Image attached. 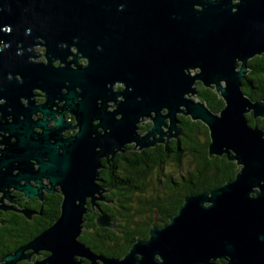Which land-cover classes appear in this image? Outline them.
Here are the masks:
<instances>
[{
	"label": "water",
	"instance_id": "obj_1",
	"mask_svg": "<svg viewBox=\"0 0 264 264\" xmlns=\"http://www.w3.org/2000/svg\"><path fill=\"white\" fill-rule=\"evenodd\" d=\"M36 46L44 47L43 62L35 61ZM263 54L264 0H0V131L8 135L0 193L32 199L46 189L62 196L53 224L0 264H264V130L246 119H263L264 101L250 99L242 83L247 62ZM117 83L123 89L113 92ZM196 83L223 101L218 113L197 100ZM76 88L82 92L74 106ZM32 89L45 94L43 105H33ZM117 97L116 111L106 113V102ZM56 100H66L76 116L72 138H62L67 124L63 108L52 110ZM178 116L207 128L208 156L234 162V179L185 196L167 223L151 226L122 258L94 254L79 237L86 199L104 202L99 159L126 144L137 151L166 145L181 134ZM144 118L151 126L141 137ZM95 223L111 228L116 220L98 209Z\"/></svg>",
	"mask_w": 264,
	"mask_h": 264
},
{
	"label": "trees",
	"instance_id": "obj_2",
	"mask_svg": "<svg viewBox=\"0 0 264 264\" xmlns=\"http://www.w3.org/2000/svg\"><path fill=\"white\" fill-rule=\"evenodd\" d=\"M247 68L248 73L242 80L244 93L253 101H264V54L250 59ZM197 100L203 102L214 113H218L223 107V101L217 94L202 85L198 86ZM178 119L181 134L176 139L170 140L166 146H157L151 150L159 157L163 154L157 161L160 172L163 170V165L181 167L184 157L191 160V170L184 175L181 174L177 179L170 173L156 175V184L162 190L152 196L147 203L142 196H135L136 200L133 201L136 189L132 185L135 183L133 178H137L135 169L128 168L116 177L102 176V181L105 183L103 187L107 188L109 193L103 194L102 198L113 200L116 206L101 204L100 209L107 216L113 217L116 223L111 228H99L95 223L96 212L92 211L84 215L86 221L79 240L94 254L108 258L123 257L138 237L148 236L152 222L145 221L146 212L148 214V211L155 209L159 212L158 218L166 223L176 214L185 196L218 188L226 181L234 179L239 169L234 162H230L224 155L212 158L208 156L207 128L189 117L178 116ZM246 119L251 126L257 125L264 130V118L254 120L251 115H246ZM128 182L131 185L129 187L125 186ZM134 204L137 209L133 207ZM58 215L59 210H54L49 213L50 220L47 223L33 226L26 225L24 217L9 219L8 225L0 227V258L27 244L51 226ZM46 255L41 253L39 258ZM20 264L29 263L23 261Z\"/></svg>",
	"mask_w": 264,
	"mask_h": 264
},
{
	"label": "flooded vegetation",
	"instance_id": "obj_3",
	"mask_svg": "<svg viewBox=\"0 0 264 264\" xmlns=\"http://www.w3.org/2000/svg\"><path fill=\"white\" fill-rule=\"evenodd\" d=\"M36 58H38V57H36V54H35V59ZM68 60H71V58H69ZM35 61L43 62L44 60L38 59ZM86 63H87V61L85 59H81L78 61V64L81 67H84L86 65ZM55 65L57 66L58 63H55ZM73 67L74 66L72 65V68ZM121 89H123V85L118 84V83L114 84L111 87V90L113 92H117ZM61 92L63 94H67V89L64 88V89H62ZM81 92L82 91L79 88L75 89V93L77 95L80 94ZM31 94H32L31 101L33 102L34 106H40V105H43L45 103V101H46L45 94H43L39 89H32ZM121 100H122L121 97H117L115 101L114 100H108L106 102V108L104 111L106 113L115 112L117 109V103H118V101H121ZM79 101H81V97L78 95L77 99L71 100L70 103L75 106L77 104V102H79ZM19 102L22 106L27 105V101L23 97H21L19 99ZM66 102H67L66 100H61V101L56 100V101H54V105L52 106V110L55 112H60V110L62 108L64 109L63 120L67 124V126L64 128V130L62 132V138L63 139H68V138L74 137V135L79 130L76 116L73 113L72 108ZM95 103L97 105V108H99L101 106V99H97L95 101ZM2 104H4V101L0 100V105H2ZM7 111H10V108H8ZM39 117H41L40 113L32 115L33 120H36ZM55 118H58L57 114H55ZM118 118H119V116L115 117V119H118ZM0 119H1V112H0ZM6 119H7V122L12 121L10 116H7ZM99 123H100L99 120H92L91 125L95 126ZM48 126L50 128H52L54 126L53 121L50 122L48 124ZM150 126H151V122L148 118L142 119L140 121V123L137 125V133L141 137H143L148 132ZM35 132H39V130L35 129ZM96 133L103 134L104 131L101 129V127H98L96 129ZM7 136H8L7 134L0 131V150L4 149L3 141H4L5 137H7ZM168 142L166 143V145L168 144ZM166 145L159 143L153 148H148V149H143L141 151H137V150H134V148H133L134 144L133 143L132 144H126L123 147L122 153L118 152V153H115L113 156H109L108 158H106V157L100 158L99 159L100 168L98 170L97 184H99L100 186L103 187V185H105V183L102 181V176L110 175V176L116 177L117 174L119 175V173H124V171H126V169L132 168V169L136 170V175H137V178H133L135 183L132 185H134V187H136V189L134 190L133 197H135V196L144 197L148 182L154 181V178L156 175L159 176L161 174H164V167L166 166V165H163V170H162L163 173L160 172L157 161L160 160V158L163 156V154H161L162 156L159 157L155 153H153L151 149H155L157 146H166ZM140 154H142V155L140 156ZM34 168L36 169L37 165H34ZM14 173H16V171H14ZM179 176L181 177V174H179L178 177ZM128 183H126L125 186H127V187L131 186L130 183L129 184ZM31 184L35 185V187H39V185L35 184L34 182H31ZM42 184L46 185L47 189L50 188L47 180H43ZM103 189L105 190V195H108L109 193H107L108 192L107 188L103 187ZM39 195H40V197H34L32 199H26L22 193L11 189V190H9V199H5V198H2V194L0 193V207L4 208V209L0 208V227L8 225L9 219L15 218V217L18 219H22V217H24L26 225L33 226L34 224L47 223L50 220L49 213L54 211V210L58 209L59 214H60V206H61V202H62V196L60 195V193H58L57 191H53L52 193H50L46 189H41V191H39ZM148 201H149V199H147L146 203ZM85 204H86V209L88 210V213L92 212V211L98 213V209H100L101 204H106V205L114 204V206H116L113 200L109 201L108 199H105L104 202L97 200V201H95L94 204L91 203L90 199H86ZM156 209H158V208H156ZM21 210H28L31 212L29 219L26 218L22 213L19 212ZM148 212L149 213H148V216H146L145 221L152 222L151 226H153V225L161 226L162 223H165V222H162L160 218H158L159 212L156 211L155 209L148 211ZM149 214H152V215H149ZM148 233H149V230H148ZM147 238H148V236L146 238H139V239H147ZM222 262L223 261L218 260V261H216V264H221ZM83 263L88 264V262L86 260H83Z\"/></svg>",
	"mask_w": 264,
	"mask_h": 264
},
{
	"label": "rangeland",
	"instance_id": "obj_4",
	"mask_svg": "<svg viewBox=\"0 0 264 264\" xmlns=\"http://www.w3.org/2000/svg\"><path fill=\"white\" fill-rule=\"evenodd\" d=\"M34 52H37L36 56H41V58H36L35 60H44V47H38L37 46L34 48ZM81 60V59H80ZM194 71H192L191 73H193ZM191 167H192V163H191V160L188 159V157H184L183 161H182V165L181 167H175V166H172L170 164L166 165L164 167V173L165 174H172L173 177L175 176L176 178L178 177L179 174H186L189 170H191ZM174 177V178H175ZM162 189L160 186H157L156 184V180L154 178V181H149L148 182V185H147V188H146V191H145V195H144V199L147 200L154 196L155 194H157L158 192H160ZM105 194V193H104ZM136 200V197H134V200ZM133 207L135 209H137L136 205L134 204ZM114 209H116L115 207H113ZM147 209V208H146ZM149 213V212H148ZM149 215H152V214H149ZM145 216H148L147 212L145 214ZM135 219H137L136 216H134Z\"/></svg>",
	"mask_w": 264,
	"mask_h": 264
}]
</instances>
